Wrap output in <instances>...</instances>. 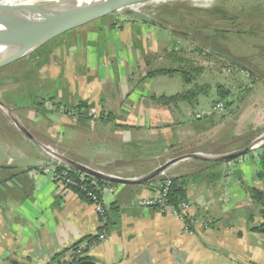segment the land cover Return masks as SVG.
<instances>
[{"label": "crops", "instance_id": "0c3cea01", "mask_svg": "<svg viewBox=\"0 0 264 264\" xmlns=\"http://www.w3.org/2000/svg\"><path fill=\"white\" fill-rule=\"evenodd\" d=\"M106 16L108 23L92 22L97 18L64 32L63 38L51 39L49 65L28 75L31 78L10 80L15 84L33 78L38 86L45 77L50 85L58 78L64 81L67 92L58 88L55 96L56 90H50L37 103L3 102L36 140L86 166L134 178L189 152L217 155L245 147L264 131V89L256 90V86L248 98L257 97L261 103L253 105L249 134L240 127L229 134L224 121L209 123L212 116L190 120L188 114L198 108L202 93L192 102L161 104L157 97L187 88L180 75L176 82V72L146 76L153 69L176 68L171 65L175 60L165 54L172 43L157 40L154 28L160 30L158 26L122 20L115 12ZM189 44L188 51L193 49ZM158 60L167 65H156ZM174 85L176 90L170 89ZM238 96L230 95L233 102L228 108H241L239 119L252 105L236 102ZM218 98L217 91L214 101ZM80 102L86 108L77 116L55 108L74 109ZM93 114L100 119H93ZM202 121L203 131L193 127ZM205 143L214 149L203 151ZM57 165L66 166L25 136L0 108V264H57V259L71 256L73 245L101 230L93 204L53 179L51 170ZM195 172L198 175L188 184L186 199L192 202L190 212L207 227L197 224L192 232H185L175 215L142 207L140 201L154 194L155 181L106 182L99 190L108 210L107 237L83 253L84 261L264 264V234L253 230L264 222V145L218 164L181 160L158 176ZM252 188L262 191L263 203L252 200Z\"/></svg>", "mask_w": 264, "mask_h": 264}, {"label": "rangeland", "instance_id": "374dc122", "mask_svg": "<svg viewBox=\"0 0 264 264\" xmlns=\"http://www.w3.org/2000/svg\"><path fill=\"white\" fill-rule=\"evenodd\" d=\"M132 7L151 14L152 16H158L160 20L166 21L171 28L180 31L181 34L184 33L182 39L181 37L177 38L176 35L166 29L160 28L159 30L157 27L154 28V30L158 31L157 34L155 33V37L160 43H172V45L166 49V52H170L169 54L165 53L166 55L170 56L172 53L173 55L171 56H175V58L176 55L186 58V60H191V66H199L201 68L199 73L193 74L194 81L198 85H207L208 87L204 90V93L199 96L202 102H200L199 106H196L198 107V110H203L204 112H208L210 110V107L214 103H212V101H214L216 97L217 86L228 89L231 94L235 96L239 95L236 98V102L239 101V103H243V106L245 103H250V105H252L251 109L246 110V114H243L239 119L236 117L241 111V108L239 109L234 106L233 108H228L229 104H227L226 108H224L222 111H216L211 115H203L199 119L203 120L205 116H212V119L209 121V123H218L224 121L229 134L237 132L239 127L243 129V131H246L245 134H249L251 132L250 127L252 126L250 125V122H252L254 109L253 105L258 106L261 101L258 100L257 97L249 99L248 96L251 94V91L254 92L255 86L256 90H258V88L259 91L260 89H264V87H260L262 85L264 86V1L157 0L134 4ZM215 9L220 10L222 13L214 12ZM115 13L120 15L122 20L127 19L120 13ZM223 15L227 18H225ZM109 16L111 17V15ZM109 16L99 18L92 22L99 23L103 21L108 23L110 21ZM127 20L130 22H138L133 19ZM103 22L101 23L103 24ZM125 23H127V21L117 22L119 25H123ZM218 29H227L228 32L221 33ZM64 35H66V33L54 38L53 41L61 36V38H63ZM187 41L192 44L191 48L195 47L200 50L196 51L192 49L188 51L187 48H185V46L189 44ZM112 45L113 48L116 46L113 43ZM207 47L214 49L221 47L227 54L239 60L240 63L243 64V67L236 66L235 68L234 65L226 62L225 60L221 58L217 59L213 54L208 52ZM45 50L47 49L45 48ZM185 50L187 52H185ZM202 51H205L206 53L201 54ZM37 56L38 51L30 57H24L21 61L16 62L15 64H10L9 67H2V69L0 68V70H2L0 71V100L2 102L6 104L12 102H22L26 104L37 103L40 98H46L50 90H56L54 93L55 96L58 88H61L62 91L67 92L64 81L60 78L57 79V82L55 81L50 85L51 81H49V79L46 80L45 77V80H43V84L41 86H38L36 80L33 78L32 80H25L24 82H15V84L14 82L10 81L14 80V77L21 78L22 76L27 78L30 77L28 75L38 74L41 68L47 67V64L49 65V58L41 65L34 63L26 64V62L28 63L31 60H34ZM149 58L150 56H147L146 61H148ZM152 59L155 61V56H153ZM170 60L172 61L173 58H170ZM176 61L177 60L174 62ZM174 62H172L171 65H174L177 69L184 68V66L186 68L189 67V65L185 64L186 61H177L178 63ZM180 63L184 66L182 67ZM164 64L167 65L166 62L159 60L156 62V65L158 66H163ZM224 66L228 67L230 71L223 73L222 68ZM245 73H247V76H245ZM179 75L180 74L178 73L175 76L176 82ZM249 84H252V86ZM174 86L170 89L176 90V86ZM238 88L240 90H238ZM247 99H249V102H247ZM61 100L63 102L62 104H67V99L64 98ZM179 105H181L182 108H185V105ZM199 107H204L205 110ZM55 108L53 109L61 112V114L68 113L71 116H75L72 114L75 112L78 115V112L75 111L77 106L74 109H67L64 106L56 105ZM80 110H82V108H80ZM231 112L233 114L230 115ZM246 115H249L250 117L248 116L247 118ZM98 118L100 119V115L93 119L97 120ZM202 125L204 126L206 124L202 121L195 123V126L193 127H201L200 129L203 131L204 128H202ZM200 129L198 130L199 132H201ZM262 133H264V131ZM95 145H97V143H95ZM201 148L204 149L203 151L214 149L213 146H210L206 143L201 145ZM189 153L208 154L207 152L194 151ZM119 166L120 165H117V167ZM120 167L124 168V166ZM135 167H137V165H135ZM92 168L102 171L100 166ZM102 172L107 173L104 171ZM124 173L125 172H121V174Z\"/></svg>", "mask_w": 264, "mask_h": 264}, {"label": "water", "instance_id": "95a60500", "mask_svg": "<svg viewBox=\"0 0 264 264\" xmlns=\"http://www.w3.org/2000/svg\"><path fill=\"white\" fill-rule=\"evenodd\" d=\"M147 1L157 0H38L32 3H28L25 0H16L15 2L0 0V44L8 46L6 50L0 54V68L27 57L46 42L68 30L114 12L120 13L127 19L138 20L174 32V28H171L155 16L132 7L134 4ZM11 36L20 39L13 44L7 45L3 39ZM218 57L234 66L243 67L242 63L231 56L218 54ZM0 108L25 136L36 143L50 157L70 168L109 183L141 184L154 179L159 174L164 173L171 164L181 160L227 161L264 145V133H262L247 146L236 150L217 155L203 153L183 154L163 163L144 176L126 178L103 173L100 170L63 156L36 140L32 134L25 129L14 112L1 100ZM77 264L94 263L91 261H82Z\"/></svg>", "mask_w": 264, "mask_h": 264}, {"label": "trees", "instance_id": "16d2710c", "mask_svg": "<svg viewBox=\"0 0 264 264\" xmlns=\"http://www.w3.org/2000/svg\"><path fill=\"white\" fill-rule=\"evenodd\" d=\"M214 12L217 13H222L220 10L215 9ZM224 16V15H223ZM225 18H227L226 16H224ZM157 19L158 16H156ZM230 19V18H229ZM160 20V19H159ZM162 22H164L165 24L168 25V23L166 21L161 20ZM221 33H227L228 30L227 29H218ZM185 31V30H182ZM173 33H178L181 36H184V33L181 34L180 31L176 30ZM208 48V52L213 54L217 59H220L218 57V54H225L230 56L229 54H227L221 47H218V49H214V48ZM193 50H200L198 48H193ZM186 52V51H185ZM170 52H166V54H169ZM173 55L172 53L170 54V56L168 55V57L173 58L174 60L180 61V62H185L186 65H189V67H185L184 68H166V67H162V68H157V69H153L149 72H147L146 76H155V75H161V74H171V73H179L183 79L184 84L187 86L186 89H184L182 92L172 95V96H159L157 97V99L159 100V102L163 105H168L171 102H175V101H194V99L200 95L201 93H204V90L208 87L207 85H198L197 83H195L194 78H193V74L194 73H199L201 71V68L199 66H191V61L186 60V58L180 57L176 55L175 56H171ZM232 57V56H231ZM234 58V57H232ZM236 59V58H234ZM237 60V59H236ZM239 61V60H237ZM240 62V61H239ZM188 63V64H187ZM183 67V66H182ZM234 67V66H233ZM236 68V66H235ZM239 68V67H238ZM221 86H217V91L219 93V98L221 99H231L230 95V91L228 89H221ZM233 102L232 101H226L227 104H231ZM80 108H82V110H80ZM86 108V104L80 102L77 105V108L75 109V111L78 112V115H81V113L85 112ZM110 116V115H109ZM250 143V142H249ZM248 143V144H249ZM246 144V146L248 145ZM207 162V161H206ZM210 164H218L221 161H208ZM66 166L63 165H59L57 167V170H63ZM67 171V176L70 179H73L77 184L76 185H69L68 187L71 188L73 191H75L77 193V195L84 200H87L90 202V199L87 196V191H91V192H98L97 190V185L100 186L103 183H106L102 180H99L91 175H85L83 174V172L75 170L73 168H67L65 169ZM196 175H198V173H190V174H185V175H180V176H174V177H169L167 175H160L155 177L154 179H152L150 182L152 181H163L165 178L170 180V186H169V191H168V200L173 203V204H177L182 200H185L187 198V186L190 182L194 181L196 179ZM96 183V185H95ZM148 183V182H147ZM83 187H85V190L83 189ZM250 195L252 200L259 204V203H263V193L260 190H257L255 188H252L250 190ZM254 231H257L259 233L264 234V222L261 223L259 226L253 228ZM93 238V237H92ZM91 239V238H90ZM89 239V240H90ZM88 240V241H89ZM80 243H77L75 245H73L71 247V249L74 251L76 250V248L78 247ZM88 248H84L83 253L86 252ZM58 260V259H57ZM56 262H60V260H58ZM85 258L84 257H76L73 259L72 264H77L79 262L84 261Z\"/></svg>", "mask_w": 264, "mask_h": 264}, {"label": "built area", "instance_id": "2783aa9c", "mask_svg": "<svg viewBox=\"0 0 264 264\" xmlns=\"http://www.w3.org/2000/svg\"><path fill=\"white\" fill-rule=\"evenodd\" d=\"M205 54V51L202 53ZM230 69L226 66L222 68L223 73L229 72ZM244 73V71H243ZM247 76V73H245ZM250 85V84H249ZM231 99H221L218 98L214 101L210 110L208 112H204L203 110L192 109L190 110L188 117L190 120H198L203 115L214 114L216 111H222L226 108L227 103L226 101H232ZM73 115L77 116V113L73 112ZM93 118H96V114L92 115ZM59 165L52 168V176L58 183L62 184L63 186L68 187L69 185H76L77 183L70 179L67 176V171L65 169L69 167H65L63 170H57ZM85 174V173H83ZM86 175V174H85ZM96 185V183H95ZM170 186V180L165 178L163 181H155V185L153 187V195L146 197L140 201V205L142 207H153L156 208L161 213H169L175 215L177 218L181 220L183 223V229L185 232H192V227L196 226L197 224H203L202 220L197 217L196 215L190 212L192 208V202L189 199H185L180 201L177 204H173L168 200V191ZM98 192H91L87 191V196L90 199V202L93 204L96 215L97 221L101 225V230L96 232L93 238L89 241H86L80 244L76 250L71 253L70 257H63L60 259V262L57 264H72L73 259L76 257H81L83 255L84 248H90L96 245L98 242H101L106 239V226L108 223V210L105 206L101 192L99 190V186L97 185ZM85 190V187H83ZM203 227H207L206 224H203Z\"/></svg>", "mask_w": 264, "mask_h": 264}, {"label": "flooded vegetation", "instance_id": "af4514ba", "mask_svg": "<svg viewBox=\"0 0 264 264\" xmlns=\"http://www.w3.org/2000/svg\"><path fill=\"white\" fill-rule=\"evenodd\" d=\"M45 48L47 50H45ZM208 50V49H207ZM38 51V56L34 59V60H31L30 62H26V64H37V65H41L43 63H45L48 58H49V41L46 42L45 44H43L41 47H39L37 50H35L33 53H31L30 55H28V57L32 56L35 52ZM204 51L201 52V54L203 53ZM206 53V52H205ZM23 59V58H22ZM22 59L16 61V62H19L21 61ZM16 62H14L13 64H15ZM10 66V64H9ZM7 65V67H9ZM5 68V66L3 67Z\"/></svg>", "mask_w": 264, "mask_h": 264}, {"label": "bare ground", "instance_id": "6f19581e", "mask_svg": "<svg viewBox=\"0 0 264 264\" xmlns=\"http://www.w3.org/2000/svg\"><path fill=\"white\" fill-rule=\"evenodd\" d=\"M11 2H15L16 0H10ZM26 2H28V3H32V2H34V1H38V0H25ZM81 1H92V0H81ZM18 39H20V38H17V37H13V36H11V37H6V38H4L3 39V41L4 42H6L7 43V45H9V44H13L15 41H17ZM8 46H3L2 44H0V54L3 52V51H5L6 50V48H7Z\"/></svg>", "mask_w": 264, "mask_h": 264}]
</instances>
